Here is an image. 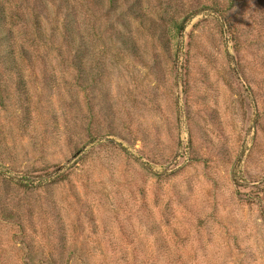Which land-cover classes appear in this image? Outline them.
Masks as SVG:
<instances>
[{"label":"rangeland","instance_id":"1","mask_svg":"<svg viewBox=\"0 0 264 264\" xmlns=\"http://www.w3.org/2000/svg\"><path fill=\"white\" fill-rule=\"evenodd\" d=\"M98 2L0 0V264H264V0Z\"/></svg>","mask_w":264,"mask_h":264},{"label":"trees","instance_id":"2","mask_svg":"<svg viewBox=\"0 0 264 264\" xmlns=\"http://www.w3.org/2000/svg\"><path fill=\"white\" fill-rule=\"evenodd\" d=\"M97 2L100 1V3L98 2V4H101L102 6H104V4L108 1V3L112 2V0H96ZM125 2L129 3V0H125ZM138 19L140 20V22L144 25V24H148V22L150 21V19L146 16H139ZM151 22V21H150ZM153 27V26H152ZM124 261H122V264H157V261L159 262V264H185V259L179 255V254H163L162 258H156V261L151 263V262H147L144 261L143 259H138V258H127V257H123L122 258ZM89 260V258H86L85 261L87 262ZM52 264H56V262H51ZM61 264H66L68 263L67 260L62 259Z\"/></svg>","mask_w":264,"mask_h":264}]
</instances>
